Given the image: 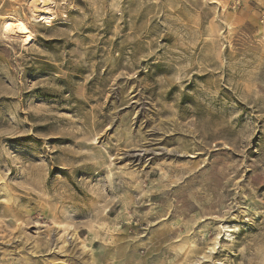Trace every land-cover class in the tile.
I'll list each match as a JSON object with an SVG mask.
<instances>
[{
  "label": "rangeland",
  "instance_id": "obj_1",
  "mask_svg": "<svg viewBox=\"0 0 264 264\" xmlns=\"http://www.w3.org/2000/svg\"><path fill=\"white\" fill-rule=\"evenodd\" d=\"M0 264H264V0H0Z\"/></svg>",
  "mask_w": 264,
  "mask_h": 264
},
{
  "label": "bare ground",
  "instance_id": "obj_2",
  "mask_svg": "<svg viewBox=\"0 0 264 264\" xmlns=\"http://www.w3.org/2000/svg\"><path fill=\"white\" fill-rule=\"evenodd\" d=\"M36 7H38V5H36ZM42 9H43V13L47 14L48 16H53V10H46L45 8ZM3 32L4 34L7 35H12L14 33L21 34L24 37L25 42L31 41L32 38L30 35L28 25L24 21L5 22L3 26Z\"/></svg>",
  "mask_w": 264,
  "mask_h": 264
}]
</instances>
